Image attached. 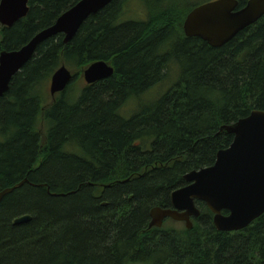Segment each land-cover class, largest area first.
<instances>
[{"label": "trees", "instance_id": "trees-1", "mask_svg": "<svg viewBox=\"0 0 264 264\" xmlns=\"http://www.w3.org/2000/svg\"><path fill=\"white\" fill-rule=\"evenodd\" d=\"M79 1L30 0L25 19L0 26V54L25 46ZM131 1L88 18L69 44L45 41L0 98V192L22 183L0 203V264H264V215L221 233L196 203L192 229L171 220L148 228L150 211L171 207L186 174L229 148L233 136L220 129L264 111V17L215 49L184 35L196 5L133 0L145 10L132 18ZM238 1L242 8L248 0ZM101 61L114 75L74 88ZM171 64L178 82L132 112ZM61 66L74 80L52 99L47 83ZM24 216L30 221L14 225Z\"/></svg>", "mask_w": 264, "mask_h": 264}, {"label": "water", "instance_id": "water-1", "mask_svg": "<svg viewBox=\"0 0 264 264\" xmlns=\"http://www.w3.org/2000/svg\"><path fill=\"white\" fill-rule=\"evenodd\" d=\"M116 0H80L56 22L36 34L16 51L0 54V98L9 90L12 79L32 60L38 47L57 36L69 44L81 26ZM30 0H1L0 26L11 28L25 19ZM238 0H216L196 7L186 17L183 32L187 38H198L211 48H221L240 32L264 17V0H248L240 8ZM114 68L103 61L90 65L82 74L87 86L105 81ZM73 73L61 66L50 78L49 95L54 99L73 82ZM221 132L233 136L229 148L219 151L213 166L184 176L185 187L174 191L170 208H153L148 228H162L166 220L192 229L193 219L200 216L196 203H202L213 215V225L221 233L245 230L264 215V111H254L245 119ZM22 183L0 192L1 201ZM225 212L227 215H223ZM29 216L16 219L14 225L30 221Z\"/></svg>", "mask_w": 264, "mask_h": 264}, {"label": "rangeland", "instance_id": "rangeland-1", "mask_svg": "<svg viewBox=\"0 0 264 264\" xmlns=\"http://www.w3.org/2000/svg\"><path fill=\"white\" fill-rule=\"evenodd\" d=\"M210 2L211 0H180V3H179V9H185V10H188L190 8H192L193 6L196 5L197 6H201L203 4H205L206 2ZM171 2L173 3H176V2H179V0H171ZM126 9H128L129 11V15H131L132 18H135L138 17H142L143 16V9L145 10V6L144 5H141L139 4L137 1H131L127 4V7ZM189 14V13H188ZM187 14V15H188ZM187 17V16H186ZM186 19V18H185ZM185 21V20H184ZM184 23V22H183ZM68 69V67H67ZM69 71H72L70 69H68ZM168 79H166L163 83L159 84L158 86L155 85L151 91H149L147 93V95H145L142 100H146V101H142V102H136L133 106V109H132V112H135V111H140L142 110L143 108H147L149 107L150 105H153L157 100H159L162 96H164L168 91L169 89H171L177 82H178V79H179V73H180V70L178 68L177 70V67L176 65L174 64H171L170 65V68L168 70ZM82 77V76H81ZM49 84H50V80L49 82L47 83V88H46V91L48 92V95H49ZM76 85V87L74 88H77L78 86V90L80 87L84 86L85 83L83 81V77L80 78V80L77 82H74L73 85ZM73 88V89H74ZM132 104H129L124 112L122 113L123 115H126L129 111H130V108H131ZM131 112V113H132ZM130 113V114H131ZM177 227L181 228L183 227L184 224H181V223H174ZM173 223H171L170 221H167L165 223V226L167 227H171L172 225H174Z\"/></svg>", "mask_w": 264, "mask_h": 264}, {"label": "flooded vegetation", "instance_id": "flooded-vegetation-1", "mask_svg": "<svg viewBox=\"0 0 264 264\" xmlns=\"http://www.w3.org/2000/svg\"><path fill=\"white\" fill-rule=\"evenodd\" d=\"M194 9H195V8H194ZM194 9H193V10H194ZM85 85H86V84H85Z\"/></svg>", "mask_w": 264, "mask_h": 264}]
</instances>
